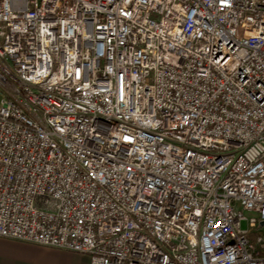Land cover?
<instances>
[{
    "label": "built area",
    "instance_id": "1",
    "mask_svg": "<svg viewBox=\"0 0 264 264\" xmlns=\"http://www.w3.org/2000/svg\"><path fill=\"white\" fill-rule=\"evenodd\" d=\"M0 95V237L264 264V0H0Z\"/></svg>",
    "mask_w": 264,
    "mask_h": 264
},
{
    "label": "crops",
    "instance_id": "2",
    "mask_svg": "<svg viewBox=\"0 0 264 264\" xmlns=\"http://www.w3.org/2000/svg\"><path fill=\"white\" fill-rule=\"evenodd\" d=\"M0 264H90V256L0 237Z\"/></svg>",
    "mask_w": 264,
    "mask_h": 264
},
{
    "label": "rangeland",
    "instance_id": "3",
    "mask_svg": "<svg viewBox=\"0 0 264 264\" xmlns=\"http://www.w3.org/2000/svg\"><path fill=\"white\" fill-rule=\"evenodd\" d=\"M1 96H2V95H0V99H1ZM241 227H242L243 229H250L249 223H248V221H247L246 219L242 220V222H241ZM257 234H262V235H264V220H261V221L259 222V226L255 227V228L253 229V231H251L250 236H251V237H255Z\"/></svg>",
    "mask_w": 264,
    "mask_h": 264
}]
</instances>
